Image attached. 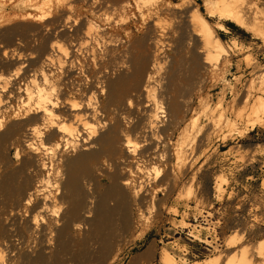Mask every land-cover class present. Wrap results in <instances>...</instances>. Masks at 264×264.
Wrapping results in <instances>:
<instances>
[{
	"label": "bare ground",
	"instance_id": "6f19581e",
	"mask_svg": "<svg viewBox=\"0 0 264 264\" xmlns=\"http://www.w3.org/2000/svg\"><path fill=\"white\" fill-rule=\"evenodd\" d=\"M198 6L0 0V264L114 260L127 238L144 233L143 214L160 211V191L170 194L192 169L201 117L212 124L216 112L238 134L263 122L258 62L250 64L261 85L243 86L237 76L226 85L230 102L222 96L211 108L202 98L212 72L229 69L231 59L204 17L264 43L259 0H204L206 16ZM246 199L225 251L188 264H264V206ZM154 254L149 246L132 264ZM159 262L178 264L165 251Z\"/></svg>",
	"mask_w": 264,
	"mask_h": 264
},
{
	"label": "rangeland",
	"instance_id": "374dc122",
	"mask_svg": "<svg viewBox=\"0 0 264 264\" xmlns=\"http://www.w3.org/2000/svg\"><path fill=\"white\" fill-rule=\"evenodd\" d=\"M180 1L171 0V3ZM193 1L200 6H198L199 12L206 16L202 6L204 0ZM259 7L264 11V0H259ZM204 19L218 32V39L231 54L229 69L224 68V70L220 66L218 70L212 72L214 74L210 76V85H207L202 95L204 103L211 99L212 102H209L213 108V104H216L222 96H225V102L232 100L226 85H234L237 76L241 77L242 82L244 81L241 85H249V83L254 86L261 85V82L256 80L250 63L258 62L259 68H264V43L263 40H256L251 33L241 30L231 22L207 16ZM262 24L264 25V15ZM220 26L224 28L220 29ZM213 115L210 122L216 123L217 127L213 122L209 124L205 117H201L198 121L200 131L196 136L194 135L192 141L196 149L192 169L179 174V185L170 194L165 187L160 191L158 194V199L162 200L160 211L153 209L150 213H144L141 219L140 224L144 233L141 235L140 229L133 233L126 239L115 259L109 258L106 264H132L134 259L143 254L149 246H154L155 254L148 259L141 258L142 260H138L137 264H161L159 259L163 251L173 256L178 264L203 262L225 251L224 241L233 236L230 230L231 223L239 221L246 215V211L237 210L238 202L244 200L247 209L249 203L246 197H248L264 206V185L262 186L264 184V119L262 124L255 123L254 127L241 129L243 134L241 132L239 135L223 124L219 114L215 112ZM197 116L192 114L186 120L189 122ZM203 124H206L207 128ZM178 138L179 135L173 137L172 143L174 144ZM11 155L13 157V151ZM218 182L225 191L220 200L213 196L212 190L214 184ZM107 186L103 181L98 192H103ZM203 212L212 214L210 223L205 222L203 217L200 218Z\"/></svg>",
	"mask_w": 264,
	"mask_h": 264
}]
</instances>
